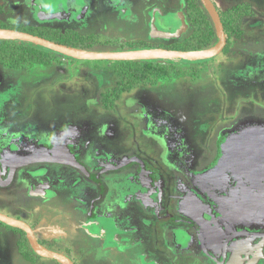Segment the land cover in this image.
<instances>
[{
    "label": "rangeland",
    "instance_id": "374dc122",
    "mask_svg": "<svg viewBox=\"0 0 264 264\" xmlns=\"http://www.w3.org/2000/svg\"><path fill=\"white\" fill-rule=\"evenodd\" d=\"M213 1L223 13L237 5L242 13L222 52L200 61L161 59L169 75L118 96L114 89L130 70L116 61L52 52L44 64L10 69L0 62L2 86L13 93L4 118L34 129L11 142L0 134V151L13 142L26 152L61 153L87 131L81 144L101 152V168L113 171L98 192L107 205L99 214L95 203L69 197L76 182L57 164L56 172L35 165L25 184H1L0 212L30 222L45 246L75 264H251L249 237L264 233V203L253 226L238 223L241 206L264 198V0ZM0 20L116 44L96 51L138 41L172 47L192 32L186 0H0ZM118 207L126 215L108 214ZM18 232L0 223V264H59L39 256L27 263ZM256 248L254 264H264Z\"/></svg>",
    "mask_w": 264,
    "mask_h": 264
},
{
    "label": "trees",
    "instance_id": "16d2710c",
    "mask_svg": "<svg viewBox=\"0 0 264 264\" xmlns=\"http://www.w3.org/2000/svg\"><path fill=\"white\" fill-rule=\"evenodd\" d=\"M237 5L236 7L228 10V12L220 14V18L225 30V33L233 30L235 22L241 18L242 13ZM239 10V11H238ZM186 14L189 23L192 27L190 35L172 47H165L168 49L177 50H198L212 46L217 41L216 30L213 22L203 7L200 0H186ZM0 28L16 29L29 32L35 35L42 36L54 42L63 43L69 46L86 49V50H99L96 41L93 40L92 34L82 35L73 30H69L70 35L61 36L53 35L46 31L44 26H26L22 24L8 25L0 20ZM49 31V30H48ZM227 35V34H226ZM228 43V42H227ZM146 43H132L121 45V49H135V48H149ZM52 58V52L42 49L38 46L21 42L17 40L0 39V62L7 68H21L24 65H31L35 63H48ZM115 62V61H113ZM118 64H123L129 67L130 74L127 80L122 84L118 83L115 87L116 94L126 92L130 85L136 84L141 81L144 83H154L158 79L169 75V69L172 67L170 64H161L159 60H145V61H116ZM115 62V63H116ZM185 74H180L183 76ZM3 224L2 222H0ZM5 225V224H3ZM7 226V225H6ZM9 227V226H7ZM11 228V227H9ZM23 232V231H21ZM19 251L25 256H37L29 246L27 238L23 232V237L20 240ZM33 254V255H32ZM29 258V257H28Z\"/></svg>",
    "mask_w": 264,
    "mask_h": 264
},
{
    "label": "flooded vegetation",
    "instance_id": "af4514ba",
    "mask_svg": "<svg viewBox=\"0 0 264 264\" xmlns=\"http://www.w3.org/2000/svg\"><path fill=\"white\" fill-rule=\"evenodd\" d=\"M213 3H214V1H213ZM214 5H215V3H214ZM37 26H41V25H37ZM33 27H35V26H33ZM97 37L100 38L103 41V42L101 41L99 44L96 45L97 48H105V47L110 48V46L116 45L115 43L111 42L109 39H107V38H105V37H103L101 35L100 36L98 35ZM226 37H227V35H226ZM134 43H139V45H140V44H143L145 42L138 41V42H134ZM166 46L168 47V45H166ZM166 46H163V48H165ZM119 47L121 49V45H119ZM152 47H154V46H151L149 48H152ZM158 47H162V46H158ZM135 49H137V48H135ZM45 50H47V49H45ZM47 51H49V50H47ZM49 52H51V51H49ZM10 69H12V68H10ZM1 81H2V76H0V134L4 135L5 138L6 137L9 138L10 142L11 141H16V139L20 138V137L26 139L28 137V135L31 133L30 130H32V131L34 130V129L28 128V126H26V125H28V122H25V123H22L21 125L16 126V125H14V122L12 121V119L7 120V119L4 118V112L3 111L6 112V108L5 107L8 104V102H10V100H11L10 97H12L11 95H13V93L5 91L4 90L5 87L2 86L3 84H2ZM10 118H12V117H10ZM35 130H38V129H35ZM39 130H41V129H39ZM86 133H87V131H79V132H77L78 136L75 139H72V141L74 142V145L72 147L63 149L61 153H56L57 150L55 151V149H50V150L42 149L40 151H36V152H33V153H31V151L30 152H28V151L26 152V147L27 146H22V145L20 146L18 144H17L18 145L17 146V145H15L12 142L11 143L12 147L10 146V147L6 148V150H1L0 151V185L2 184L3 187L8 188V187H11V186H17V185L25 184L27 181L30 180V177L32 178V174H34V171H35V169L33 170V168L36 167L35 165H40L41 167L48 168L50 171L56 172V170L54 169L55 168L54 164H57V165H59V167H57V168L59 169V171L61 170L60 172L59 171L58 172L62 176L70 177L69 173L67 172V169L69 170L70 173H73L75 175V177L76 176L78 177V176L82 175L81 174V172H82L81 170H79L78 168H75V167H73V166H71L69 164L63 163V162H56V161H49L48 160V161H40V162H34V163L30 162V163H26V164H21L22 160L26 159L29 155H37V156L48 155V156H54V157H57V158L62 157V155H64V156H66L68 158H71L70 157V156H72L71 152H73V153L75 152L76 154L74 153V155H73L75 158H71V159H73L74 161H77L78 163H80L88 171V173L91 176H94L93 173L95 172V166L97 164H98V166H101V164L98 162V160H99L98 157L101 156L102 153L101 152L98 153L97 151L92 152L90 149L86 148L83 144H81V140L85 137ZM6 140L8 141V139H6ZM0 144H2V143H0ZM20 152H25V153L21 155ZM85 152H87L88 156H89V158H88L89 160L87 161L88 165H93L91 170H89L87 167H85L79 161L80 156L82 154H84ZM89 161H93L94 163L93 162H89ZM119 165H123V161L121 163H119ZM110 167L111 166H106L104 169L101 168V170L111 171ZM37 170L47 173L44 169L43 170L37 169ZM82 173H83V175L87 176L86 174H84V172H82ZM45 177L49 178L48 173L45 174ZM94 177H96V176H94ZM96 179H98V177H96ZM263 203H264V198H261V199H258V200H256L255 202H253L251 204H247L245 206H241L242 210H241V214L240 215L242 216L243 220H241L239 218V220L241 222L238 223V224H242L243 225L244 222L246 221V223H248L250 226H253V225H251V223L252 222L254 223L259 218V216L257 217V213L261 209ZM249 206H254V207L250 208ZM186 213H188V212H186ZM153 215H155L158 218L161 217L158 214H153ZM237 216L239 217V213L238 212H237ZM23 221L27 222L33 228L37 240L41 244H43L45 246L44 243H46L47 239L44 238L45 239L44 240L43 238H40L38 233H37V231L34 229V226L30 222H28L27 220H23ZM192 221H193V219H192ZM187 224L193 225L192 223H187ZM237 227H239V226L237 225ZM11 228H13V227H11ZM235 228L236 227H234V226L232 227V229H235ZM13 229L18 230L23 235V232H21L22 230H20L18 228H13ZM200 230L204 231L203 229H200ZM239 231L240 230H236V231L233 230L232 233L233 232L234 233H233L232 236L235 237V235H237L236 237L241 238V240L242 239H246L247 240L249 238L250 239L254 238V245L256 244V246H254V245H253V247L250 246V245L246 246V247L249 248V250L252 247V251H250V253L252 254L251 257H253L251 259L252 260L251 264H254V258L258 259V256L260 255L259 250H257L258 248H256V247L260 246V248H263V253H264V247H262V245L260 244V241L264 238V233L258 234L256 232H253L252 235H250L251 237L243 238L242 236H244V234H242V232H239ZM22 235H21V238L23 237ZM48 239L50 240V238H48ZM231 240L232 239L229 237L227 241L229 242ZM237 241H239V240H237ZM54 242H55V240H54ZM248 244H251V243L244 242V245H248ZM217 246L219 247V244ZM221 247L222 246L219 247V251L221 250L220 249ZM239 250H241V249L239 248ZM233 252H234V250L231 249V254ZM22 256H24L25 259L29 257L30 260H31V258L35 257V255L34 256L22 255ZM37 257H38V255H37ZM30 260L26 259V262H29ZM73 262L75 264L74 260H73ZM222 262L225 263L224 259L220 260V261H217V264L222 263ZM260 262H261V260H260Z\"/></svg>",
    "mask_w": 264,
    "mask_h": 264
},
{
    "label": "water",
    "instance_id": "95a60500",
    "mask_svg": "<svg viewBox=\"0 0 264 264\" xmlns=\"http://www.w3.org/2000/svg\"><path fill=\"white\" fill-rule=\"evenodd\" d=\"M203 7L209 14L213 25L216 30L217 41L210 47L198 50H177L168 49L163 47H152V48H138V49H125L116 51H96L86 50L73 46H69L63 43L54 42L50 39L44 38L39 35H35L29 32L0 28V39L17 40L26 42L43 49H47L51 52H56L63 56L77 60H108V61H145V60H161V59H180L188 61H200L207 60L217 56L222 52L227 44L226 33L220 18V14L214 5L212 0H200ZM56 161L69 164L75 168H78L84 174L93 179L97 180L96 177L91 176L88 171L77 161L68 158L64 155L62 157H54L48 155H29L26 159L22 160L21 164L34 163L40 161ZM250 208L254 206H249ZM0 222L3 224L18 228L22 230L27 238L29 246L34 253L42 258H48L55 260L59 264H74L73 260L67 255L50 249L41 244L34 233L33 228L25 221L17 218L9 217L0 212Z\"/></svg>",
    "mask_w": 264,
    "mask_h": 264
},
{
    "label": "crops",
    "instance_id": "0c3cea01",
    "mask_svg": "<svg viewBox=\"0 0 264 264\" xmlns=\"http://www.w3.org/2000/svg\"><path fill=\"white\" fill-rule=\"evenodd\" d=\"M71 153H72V156H70V157L71 158H75L73 156L75 152L74 153L71 152ZM88 158H89L88 153L85 152L84 154H82L80 156L79 161L85 167H87L89 170H91L93 165H88V163H87V161L89 160ZM89 162H93V161H89ZM100 170H101V166H98V164H97L95 166V172L93 173V175L98 177V179L94 180L93 178H91L89 176L83 175L82 172H81L82 175L80 174L81 176H78V177L76 176L75 177V175L73 173H70L69 170L67 169V172L70 175V177H68V178H74V180L76 182V186L73 187L72 189H70V187H68V183L63 185V187H65V188L68 187L69 188L68 190H74L73 192L70 193V195H71V196H69L70 198H72V197L73 198H77V195H79V198H83L84 201L87 200L90 204L95 203V205H91L92 209H94V211H93L94 214H99L101 212V209H100L101 207H105V209H107L106 203H102V201H103V199L105 197H103L102 199L98 198V192L101 190L100 187L103 188L104 190H105V188H107L106 181L109 179L108 176L111 173H113V171H103V170L100 171ZM117 172L119 173L120 169ZM80 188L82 190H80L78 192L77 190L80 189ZM109 190H111V189H109ZM70 201H72V200L70 199ZM70 205H71V203H70ZM72 207H77V206H72ZM117 211H122V212L116 214L115 212H117ZM108 212H109L108 214L120 215V214H125V209L124 210H120L119 207H118V209H116L115 211H113L112 209H108ZM35 222H37V221H35ZM127 223H126V225H124V227L123 226H121V227L122 228H126Z\"/></svg>",
    "mask_w": 264,
    "mask_h": 264
}]
</instances>
